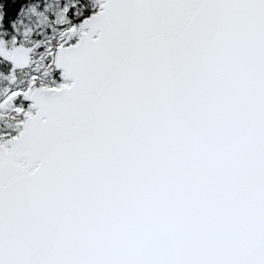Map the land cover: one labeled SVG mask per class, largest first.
Instances as JSON below:
<instances>
[{"label": "snow or ice", "instance_id": "obj_1", "mask_svg": "<svg viewBox=\"0 0 264 264\" xmlns=\"http://www.w3.org/2000/svg\"><path fill=\"white\" fill-rule=\"evenodd\" d=\"M0 264H264V0H0Z\"/></svg>", "mask_w": 264, "mask_h": 264}]
</instances>
